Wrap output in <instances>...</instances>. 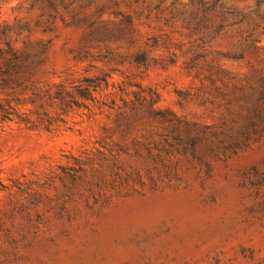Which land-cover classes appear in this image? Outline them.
Segmentation results:
<instances>
[{"label":"rangeland","instance_id":"rangeland-1","mask_svg":"<svg viewBox=\"0 0 264 264\" xmlns=\"http://www.w3.org/2000/svg\"><path fill=\"white\" fill-rule=\"evenodd\" d=\"M9 40L0 264H264V0H0Z\"/></svg>","mask_w":264,"mask_h":264},{"label":"trees","instance_id":"trees-1","mask_svg":"<svg viewBox=\"0 0 264 264\" xmlns=\"http://www.w3.org/2000/svg\"><path fill=\"white\" fill-rule=\"evenodd\" d=\"M8 45H9L8 49H3L0 47V61H3V63L7 67V69L21 70V68L23 67L24 61L29 59L30 54L29 53H23V52L21 53V52L15 50L13 48L12 42L10 40L8 41ZM83 80L86 81V85H84V86L81 85L82 87L80 86L81 88H79L80 90L78 91L79 97L74 95V92L68 91L64 84H61L59 86V89H58L56 96L52 95L49 91H47L46 93H43V94L38 93V92H34L33 96L30 98V102L35 105V108H31L25 112L16 113L19 121L25 123L29 127H39V126L43 125L44 122H46V120H49V124H52V120L47 119V117H46V116H48V112L45 111V109H44L45 108L44 103H42V102L40 103V100H42L45 95L47 98H50V99L56 98V100H60L61 103H64V104L67 103V101H66L67 97L70 96L73 98V101L76 102V104L78 106L82 105V102H80V99H85L86 101L91 102V103L89 104L87 102V103H83V105L85 104V106L87 108H89L91 111L93 109L92 107L95 106L96 103H99V99L97 98V96L94 93L98 89L99 83L97 81V78L86 77ZM75 94H77V93H75ZM139 100H141V99H139ZM135 103H136L135 101L131 102V105H132L131 110H133L136 107ZM161 112L162 111H160V113ZM164 113L165 112L163 111L162 114H164ZM11 114H12V112L8 113L7 118L13 119L10 117ZM119 114L121 115L120 120H126V121L130 120V117L133 116V115L129 116V112L125 113L124 111L120 112ZM177 120L179 122H181V120L179 118H177ZM104 148H106V149L105 150L98 149V152L102 156L111 160L115 164H118L119 162H121L122 159L126 155L130 156L131 150H132L127 145H121L117 148L104 145Z\"/></svg>","mask_w":264,"mask_h":264}]
</instances>
